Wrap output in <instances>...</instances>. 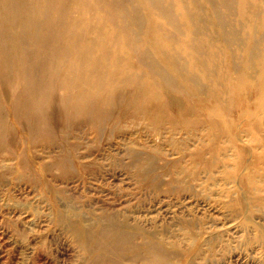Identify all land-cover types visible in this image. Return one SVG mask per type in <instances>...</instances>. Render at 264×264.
Returning a JSON list of instances; mask_svg holds the SVG:
<instances>
[{"label":"rangeland","instance_id":"obj_1","mask_svg":"<svg viewBox=\"0 0 264 264\" xmlns=\"http://www.w3.org/2000/svg\"><path fill=\"white\" fill-rule=\"evenodd\" d=\"M85 1L88 0H77L76 4L73 0L62 2L65 16L79 12L78 28L90 26L99 31L98 28L120 26L130 36L126 30L131 27L126 29L119 24L123 23L120 10L110 5L103 7L100 0H92L90 4ZM122 1L131 5L133 2L143 12L147 9L134 0ZM59 2L56 0L55 4ZM187 12L191 16L199 15L204 21L212 19L202 11L201 15L198 10ZM234 13L231 21L237 30L240 27ZM106 14L111 15V20ZM159 21L163 24L167 18L160 17ZM193 22L200 26L197 19ZM228 30L233 31L231 27ZM169 33L174 35L171 30ZM136 37L143 35L138 33ZM200 40L205 45L209 43L223 57L235 55L236 62L243 65L242 40L227 46L202 34ZM134 46L138 52L131 49L127 54L128 65L135 67L143 63L152 83L163 90L154 97L161 102L154 111L167 110L171 125L182 114V106L193 107V101H180L171 78L160 72L156 74L151 68V58L144 52L151 50L149 43L134 42ZM115 55L102 60L107 65L93 64L100 73L95 72L92 77L82 72L81 67L87 63L75 55H58L57 59L39 54L29 66L27 63L17 66L13 57L0 56L6 71L3 84L0 78V108L8 119L12 121L15 111L21 114L33 103L37 122L47 108L52 111L48 116L51 134L46 135L47 139L33 133L27 135L35 123L28 126L26 121L15 123L12 133L0 137L3 149L0 152V264H124L117 260L120 255L115 250L114 261L95 262L96 254L83 249L72 229L80 222L94 227L112 213L137 225L147 239L164 244L173 256L167 264H264V205L257 208L261 204L258 203L255 207L253 195L236 180L240 175L233 170L237 153L229 150L215 154L211 148L202 154L195 153L200 140L185 144L180 140L175 144L172 139L175 132L170 131L169 124L133 118L138 106L133 99L134 90L121 86L111 91L108 87L116 83L120 73ZM109 66L111 71L107 73ZM166 68L170 70L169 65ZM28 83H34L37 88L29 91ZM82 89L99 90L91 97L93 123L98 125L94 127L87 122L71 129L68 142L78 143L79 147L71 149L72 157L63 170L58 162L64 151L62 145H55L63 135L60 131L66 101L63 93ZM137 89L140 90L138 86ZM123 96H127L126 100ZM199 124L203 127L201 121ZM182 136L186 135L180 132L175 137ZM181 146L187 148L182 150ZM133 153L144 155L131 157ZM21 154L27 155L28 167H18L16 160ZM154 157L157 164L151 166ZM219 158L225 159L227 165L219 164ZM247 159L252 161V155L248 154ZM148 171L152 179L146 177ZM233 176L235 180L231 181ZM189 187L195 189L192 198L187 195V189L193 190ZM241 192L248 203L244 212L237 214L230 202ZM260 194L264 196V190ZM198 197L207 199L205 209L216 211L207 212L201 208L203 205L198 208ZM246 210L253 214L247 228L243 227ZM210 213L214 215L208 217ZM186 218L194 221L185 222ZM254 224L262 230L257 227L252 230L250 226ZM104 244H111V239ZM150 259L156 258L150 256Z\"/></svg>","mask_w":264,"mask_h":264},{"label":"bare ground","instance_id":"obj_2","mask_svg":"<svg viewBox=\"0 0 264 264\" xmlns=\"http://www.w3.org/2000/svg\"><path fill=\"white\" fill-rule=\"evenodd\" d=\"M55 1L0 0V56L13 57L17 66L19 63H27L26 66H29L35 60L34 56L39 54L57 59L58 55H75L87 63L81 67L82 72L87 77H92L95 72L100 73L94 65H107L102 60L116 53L114 57L120 73L116 83L108 86L109 89L114 91L123 86L134 90L133 99L138 106L133 118L170 125L167 110L160 113L154 111L161 105L160 100L154 97L159 96L163 90L152 83L143 63L135 67L128 65L127 54L131 49L134 53L138 52L134 42L149 43L151 50L141 51L149 54L151 68L156 74L160 72L162 76L171 78L170 83L176 87L180 101H193V107L182 106V114L177 115L170 125V131L175 132V136L180 132L186 135L180 138L173 136L174 143L178 144L180 140H183V144L200 140L194 149L195 153L200 154L210 148L215 154L235 151L237 165L233 166V170L240 174L236 180L253 195L255 207L258 203L261 204L257 208L264 205V196L260 194L264 190V14L261 15L264 12L261 11L264 0H134L147 7L144 12L136 9L133 2L131 5L124 4L122 0H100L103 7L110 5L121 11L119 14L123 23L119 24L126 29L131 27L126 30L130 36L120 26L108 27L107 30L98 28L99 31L90 26L78 28L76 21L80 17L79 12L65 16L62 2L67 0H60L58 4ZM76 1L73 0L75 4ZM85 2L93 3L92 0ZM193 10H198L199 14L202 11L212 19L204 21L199 15H192V18L187 11L191 13ZM233 12L240 27L237 30L231 21ZM105 17L111 20V15L106 14ZM160 17L167 18V22L163 24L168 28L159 21ZM193 19H197L200 26ZM228 27L233 31H229ZM168 29L174 35H170ZM138 33L143 37H136ZM201 34L204 38L208 36L212 41L222 42L226 46L242 40L245 43L243 53L240 54L243 65L236 62L235 55L227 54L223 57L209 43L205 45L200 40ZM166 65H169V71ZM17 66L14 68L17 69ZM3 67L0 59L2 84L6 80ZM110 71L109 66L107 73ZM90 86L91 84L87 87ZM36 88L34 83H28L29 91ZM98 92V89L92 92L82 89L63 93V97L66 96L60 124L63 135L55 143L62 145L64 151V156L58 162L63 170H66L64 165L72 157L71 149L79 147L78 143L68 142L71 129L87 122L94 127L98 125L93 123L94 112L91 108V97ZM126 97L123 96L122 99L126 100ZM34 104L23 109L21 114L16 109L10 118L15 119L12 121L0 108V137L12 133L15 123L26 121L28 126L35 123L28 129L27 135L33 133L47 139L46 135L51 134L48 132V116L52 111L47 108L43 118L37 122ZM200 121L203 127L200 126ZM33 128L36 131H32ZM26 140L28 142L27 136ZM179 148L184 150L187 147ZM1 150L3 149L0 147V152ZM13 153L16 154V151ZM248 154L252 155V161H248ZM143 155L133 153L131 157L141 158ZM16 161L19 168L29 166L27 155L21 154ZM150 162L151 166L157 164L155 157ZM226 162L225 159H218V163H223L224 166L227 165ZM146 177L153 178L149 171ZM234 178L233 176L231 181ZM187 190L189 198L195 196V189ZM197 201L198 208L203 205L201 208L205 209L207 199L198 197ZM247 203L248 199L241 192L230 205L238 214L244 212ZM211 209L213 210L206 208L205 211L211 212ZM244 214L247 215V221L243 227L247 228L250 225L247 222L251 221L253 214L248 210ZM211 215L214 214L210 213L208 217ZM184 221L191 223L194 220L186 218ZM250 227L252 230L255 227L259 229L258 224ZM72 229L83 249L96 254L95 262L107 259L114 261L113 250L120 255L117 260L124 264H167L173 257L164 244L147 239L137 225L120 217L118 213L105 215L94 227L80 222L73 225ZM261 230L262 228L259 229ZM109 238L111 244L105 245L104 242ZM172 245L177 246L174 242ZM150 256L156 259L151 260Z\"/></svg>","mask_w":264,"mask_h":264}]
</instances>
